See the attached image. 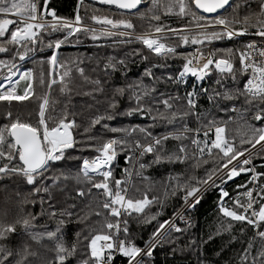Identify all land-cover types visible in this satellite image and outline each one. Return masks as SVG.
<instances>
[{"label": "snow or ice", "instance_id": "obj_1", "mask_svg": "<svg viewBox=\"0 0 264 264\" xmlns=\"http://www.w3.org/2000/svg\"><path fill=\"white\" fill-rule=\"evenodd\" d=\"M98 2L120 18L92 14L90 26L83 0L74 18L58 15L51 0H0V186L14 192L0 210V264H156L158 249L185 251L177 242L196 227L186 214L210 189L218 193L221 222L207 240L187 246L197 264H215L203 246L225 233L229 245L241 244L236 264H264V171L253 165L264 159V0ZM172 18L181 23H168ZM81 36L142 48L107 56L89 74L83 60L60 56ZM237 39V47H207ZM188 46L194 51H180ZM45 48L50 54L38 61V74L18 63ZM137 58L145 66L130 80L127 65ZM169 60L181 66L172 70ZM214 76V86L204 87ZM189 78L194 82L181 94ZM25 101L35 109L25 112L21 103L15 110L13 102ZM138 115L151 123L110 124ZM158 124L171 130L156 134ZM77 150L94 155L74 156ZM121 155L126 166L117 175ZM170 165L184 170L161 181L146 174ZM242 174L250 178L233 195L227 186ZM169 198L181 200L182 211L161 222L152 206L163 209ZM133 220L157 222L147 240L133 234Z\"/></svg>", "mask_w": 264, "mask_h": 264}, {"label": "trees", "instance_id": "obj_2", "mask_svg": "<svg viewBox=\"0 0 264 264\" xmlns=\"http://www.w3.org/2000/svg\"><path fill=\"white\" fill-rule=\"evenodd\" d=\"M79 0H51V7L55 8L57 11V14L60 16L68 17V18H74L75 15V9L77 6V3ZM234 3H241L243 4V0H234ZM253 6H255V0H253ZM87 9V11H85ZM100 10L99 12L96 11ZM95 10V11H94ZM143 10V8H141ZM92 14L96 15H108L110 17L115 16V18H120L119 13L116 12L114 7H109L107 5H101L96 2H91L88 0H83V3L81 5V15L86 16L88 18L85 19V23L92 25V22L90 20V16ZM133 22L136 24L141 23L140 21L133 18ZM168 23L173 24L174 26L181 23L180 21H177L175 18H172L167 21ZM186 22V21H185ZM54 38H62L59 35L55 36ZM80 43L78 44H68L61 47L60 56L62 61H75L77 58L83 60L84 66H86V69L89 71V74H91V70L96 67L97 62L104 61L107 56H117L118 58L123 56L127 52H131L133 48H142V45H139L137 43H134L132 45H121V44H114L112 40H101L99 42H92L90 39L81 36L80 37ZM45 42H47V37L45 38ZM246 42V41H243ZM241 41L237 39L234 42L230 41H215L211 45L212 49H221V48H229V47H237ZM235 45V46H234ZM210 46V45H209ZM181 52H192L194 51V48L192 46H188L186 48H181ZM50 54V50L45 48L43 53L34 54L31 59H28L25 62H19L21 63L23 67L26 68H32L37 74L40 71V65L38 61L46 59L47 55ZM0 58H3L2 54H0ZM169 65L172 70H175L181 66V61L176 60L175 62H172L169 60ZM103 65L101 64V67ZM144 64H142L139 59L137 58L135 62L129 61L127 68H128V75L130 80H136L139 78L140 74L143 72ZM43 70L47 72L48 67L47 65H44ZM123 72L124 69H121ZM97 74L99 73V70H97ZM157 76L160 75V72L156 73ZM95 78V77H94ZM110 79L115 80L116 77H110ZM214 80L215 76L212 80H206L204 82V87L214 86ZM147 83V81H145ZM194 81L189 78L188 84L184 85L181 84L178 91L183 94V92L186 89H190L191 84ZM79 83V78L77 77V84ZM175 86H169V90L173 89ZM79 90V89H78ZM164 91L165 89H161ZM38 91H41L38 89ZM74 102L79 104L81 103V100L76 97L74 98ZM14 105H16L15 110L20 109L21 103L23 104V109L25 112L32 111L35 109L36 105L34 102L30 103L28 101L25 102H13ZM122 103H126V101H122ZM0 107H2V104H0ZM201 107H209V105H206L204 101H201ZM151 123V121L146 117L141 116H133V117H121L118 118L116 121L110 122L111 126L114 127H120L130 124H140V125H147ZM190 127H195L196 125L190 124ZM235 127V126H233ZM166 129L163 125L158 124V126L154 129V133L161 134L164 133ZM82 131V129H81ZM95 132V130H93ZM80 138V137H78ZM74 156L84 155V156H92L94 153L90 151H85L81 153L79 150L73 152ZM253 165L258 170H264V168H261V165H264V159H261L260 157H257L253 160ZM125 162L123 159V155L118 157L116 162V169L115 172L117 175H119L120 169L125 167ZM208 167H211V164L208 165ZM184 170V165H180L179 167L170 165L167 170H165L163 167L159 168L158 171L149 170L148 175H151L155 181H161L163 178H166L169 172L175 174L182 172ZM197 176L203 175V169L198 170L195 173ZM246 174H242L241 176L235 178L233 181H230L227 190L230 193H233L235 190L236 184L242 182L245 179ZM28 189H25L27 191ZM155 194L161 195L163 189L157 185L155 188ZM14 199V192L9 187L8 189H4L2 186H0V210L4 209L6 206H9L12 203V200ZM218 199V193L215 190L210 189L205 197L204 200L201 201V204L193 211L191 212V215L193 217V223L196 225L193 229L190 230V233L184 236H181L180 239L177 242L178 248H184L185 251L180 252L177 251V253L173 256L171 254V249L160 250L158 249L155 252L156 257V264H197V256L195 251H189L188 245L190 241L194 238H200L201 240H207L209 234L215 233L217 227L219 226L221 220L217 212L216 208V202ZM182 205L181 200H176L174 198H169L165 207L161 209L158 205L152 206V213L155 212H162V215L159 216L157 219L159 221H163L164 219H169L174 211H177ZM35 212H39V206H37L35 209H31ZM157 222L153 221L151 224H142V223H136L134 220L130 221V228L138 238V241L140 238L143 240H147L148 236L151 234V232L154 230V227L156 226ZM183 227V224L181 225ZM75 231V229H73ZM238 227L234 226V230L232 232V235H238ZM230 236L229 234L225 233L223 236H215L214 241L209 242L208 244L203 246V251L205 255L209 256L212 261L215 262V264H236V253L240 250L241 244L239 242H232L231 245H229ZM224 249L221 256L217 257L215 255L216 252L220 251L221 249ZM167 255V259H165V256Z\"/></svg>", "mask_w": 264, "mask_h": 264}, {"label": "built area", "instance_id": "obj_3", "mask_svg": "<svg viewBox=\"0 0 264 264\" xmlns=\"http://www.w3.org/2000/svg\"><path fill=\"white\" fill-rule=\"evenodd\" d=\"M255 168H256V167H255ZM256 170H257V171H264V170H258L257 168H256ZM249 178H250L249 175L246 174L245 179H244L242 182L238 183V184H244V183H246V182L248 181ZM261 183H264V181H261ZM238 184H236V186H237ZM236 186H235V190H236ZM235 190H234V192L232 193L233 195L236 194V193H235ZM177 211H182V205H181V207H180ZM186 215H191V213H187ZM191 216H192V215H191ZM181 225H182V224H181ZM154 255H155V253H154ZM116 264H122V260L118 258V259L116 260Z\"/></svg>", "mask_w": 264, "mask_h": 264}, {"label": "rangeland", "instance_id": "obj_4", "mask_svg": "<svg viewBox=\"0 0 264 264\" xmlns=\"http://www.w3.org/2000/svg\"><path fill=\"white\" fill-rule=\"evenodd\" d=\"M96 11L99 12L100 10H97V9H96ZM225 14H227V13H225ZM90 24H91V23H89V25H90ZM91 26H92V25H91ZM218 42H221V41H218ZM234 46H235V45H234ZM207 47H208V48H211L212 46L210 45V46H207ZM218 49H219V48H218ZM221 49H224V47L221 48ZM78 139H79V138H78Z\"/></svg>", "mask_w": 264, "mask_h": 264}, {"label": "water", "instance_id": "obj_5", "mask_svg": "<svg viewBox=\"0 0 264 264\" xmlns=\"http://www.w3.org/2000/svg\"><path fill=\"white\" fill-rule=\"evenodd\" d=\"M88 1L99 3L98 0H88ZM99 4H100V3H99ZM101 5H102V4H101Z\"/></svg>", "mask_w": 264, "mask_h": 264}, {"label": "crops", "instance_id": "obj_6", "mask_svg": "<svg viewBox=\"0 0 264 264\" xmlns=\"http://www.w3.org/2000/svg\"><path fill=\"white\" fill-rule=\"evenodd\" d=\"M24 68H26V67H24Z\"/></svg>", "mask_w": 264, "mask_h": 264}]
</instances>
